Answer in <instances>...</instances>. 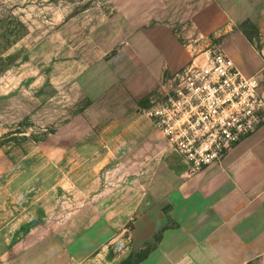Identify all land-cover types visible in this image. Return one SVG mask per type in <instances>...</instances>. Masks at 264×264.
I'll use <instances>...</instances> for the list:
<instances>
[{
  "label": "crops",
  "instance_id": "crops-1",
  "mask_svg": "<svg viewBox=\"0 0 264 264\" xmlns=\"http://www.w3.org/2000/svg\"><path fill=\"white\" fill-rule=\"evenodd\" d=\"M107 1L2 100L0 264H88L118 241L137 264H264V123L192 173L143 113L216 48L264 99V0Z\"/></svg>",
  "mask_w": 264,
  "mask_h": 264
},
{
  "label": "built area",
  "instance_id": "built-area-1",
  "mask_svg": "<svg viewBox=\"0 0 264 264\" xmlns=\"http://www.w3.org/2000/svg\"><path fill=\"white\" fill-rule=\"evenodd\" d=\"M260 87L259 76L246 77L216 48L206 61L192 63L165 82L143 113L195 173L220 163L264 123ZM165 108L173 111V118Z\"/></svg>",
  "mask_w": 264,
  "mask_h": 264
},
{
  "label": "rangeland",
  "instance_id": "rangeland-1",
  "mask_svg": "<svg viewBox=\"0 0 264 264\" xmlns=\"http://www.w3.org/2000/svg\"><path fill=\"white\" fill-rule=\"evenodd\" d=\"M9 12L12 19L8 18ZM110 12L107 0H0V107L3 101L10 102L13 93L24 89L27 76L32 75L33 67L28 62L38 61L43 69V42L64 22L73 19L90 31ZM165 109L173 118V111ZM125 249L118 241L88 264H122Z\"/></svg>",
  "mask_w": 264,
  "mask_h": 264
},
{
  "label": "trees",
  "instance_id": "trees-1",
  "mask_svg": "<svg viewBox=\"0 0 264 264\" xmlns=\"http://www.w3.org/2000/svg\"><path fill=\"white\" fill-rule=\"evenodd\" d=\"M8 18L9 19H12L13 17H12V15H11V13L9 12V14H8ZM249 22H246L245 24H244V27H247V26H249ZM250 26H252V25H250ZM8 45L9 44H7L6 46H5V50H7V48H8ZM146 253H144L143 255H137V256H134V255H131L127 260H125L122 264H137L138 262H140L141 260H143L145 257H146Z\"/></svg>",
  "mask_w": 264,
  "mask_h": 264
}]
</instances>
